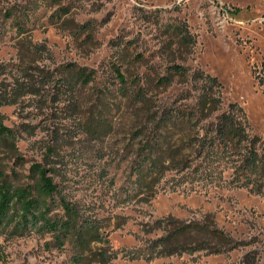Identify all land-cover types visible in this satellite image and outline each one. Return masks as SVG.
I'll list each match as a JSON object with an SVG mask.
<instances>
[{"label": "rangeland", "instance_id": "obj_1", "mask_svg": "<svg viewBox=\"0 0 264 264\" xmlns=\"http://www.w3.org/2000/svg\"><path fill=\"white\" fill-rule=\"evenodd\" d=\"M224 112L245 132L221 150ZM0 124V174L41 163L59 190L40 224L3 228L0 264H264V170L239 160L247 134L264 154V0H0ZM189 224L210 246L162 254Z\"/></svg>", "mask_w": 264, "mask_h": 264}, {"label": "trees", "instance_id": "obj_2", "mask_svg": "<svg viewBox=\"0 0 264 264\" xmlns=\"http://www.w3.org/2000/svg\"><path fill=\"white\" fill-rule=\"evenodd\" d=\"M178 28V27H177ZM182 39L186 42H190L189 32H181ZM177 69L179 66H175ZM119 77L123 82H126V78L119 72ZM93 76L90 73H81L78 76H68V84L74 86L76 83L85 81L89 82ZM207 81L211 84L217 85L219 81L216 77L207 76ZM211 89L213 86H210ZM180 112L177 113L179 116ZM245 128H242L240 123L237 121V118L233 115H229L226 112L219 116V121L217 123V135L215 138L217 147L221 150L232 149V145L227 141L228 139H234L238 137V143H241L242 136L244 135ZM13 137L15 134L12 130L0 124V138L1 137ZM248 146H242L240 155V165L243 168V177L245 181L252 179L254 173H258L261 170H264V154L260 156L259 151L256 149L260 148L261 139L257 136L252 138L248 136ZM244 139V138H243ZM247 139V138H246ZM31 170L35 173L34 182H27L25 185H20L16 180H10L7 175L0 174V233L3 231V228L8 224H11L12 220L16 219L18 215L20 224H29L30 226H36L40 224V221H43V218L46 212V207L49 206L59 194L58 185L56 184L54 177L50 175L48 168L41 163H35L31 166ZM247 178V179H246ZM252 181V180H251ZM44 208V210H42ZM71 222L69 218L62 220H51L49 221L50 227H53L51 230H58L59 225L63 229L68 230L71 227ZM188 226H183L181 228H175L170 230L167 226V234L161 238L159 243L161 244L160 252L164 255H174L180 254L185 251H192L198 249H204L210 246L206 242H199L192 244L191 242L181 240L179 235L183 230H187ZM183 229V230H182ZM196 229L201 231L212 232L214 237L220 238L221 240L227 239V234L220 229L210 226L206 222H200L196 226ZM82 234L79 235V243L81 245H88L91 242L94 228L92 227H82ZM101 239V238H100ZM198 244V245H197ZM104 255V254H103ZM105 256V255H104Z\"/></svg>", "mask_w": 264, "mask_h": 264}]
</instances>
